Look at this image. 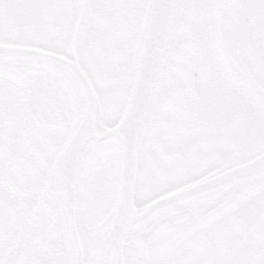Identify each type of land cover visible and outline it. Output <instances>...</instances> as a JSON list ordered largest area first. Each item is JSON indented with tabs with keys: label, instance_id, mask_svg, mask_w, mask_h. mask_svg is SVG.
Instances as JSON below:
<instances>
[{
	"label": "snow or ice",
	"instance_id": "6c2138e0",
	"mask_svg": "<svg viewBox=\"0 0 264 264\" xmlns=\"http://www.w3.org/2000/svg\"><path fill=\"white\" fill-rule=\"evenodd\" d=\"M0 264H264V0H0Z\"/></svg>",
	"mask_w": 264,
	"mask_h": 264
}]
</instances>
